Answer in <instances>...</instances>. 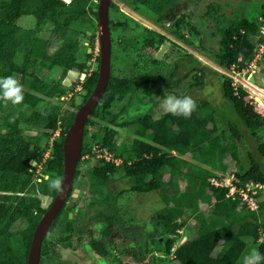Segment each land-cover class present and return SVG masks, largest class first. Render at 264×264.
<instances>
[{
    "label": "trees",
    "instance_id": "1",
    "mask_svg": "<svg viewBox=\"0 0 264 264\" xmlns=\"http://www.w3.org/2000/svg\"><path fill=\"white\" fill-rule=\"evenodd\" d=\"M173 2L174 0L161 1L156 8L158 14L166 11L165 8ZM4 6L0 9V78L13 76L22 86L27 84V87H23L24 101L22 104L26 103L31 107L32 123H36L35 126H42L38 122L42 119L41 123L49 129L55 130L59 126L62 127L61 139L54 143L51 157L43 170L51 179L59 177L62 180L64 173L63 140L75 112H66L62 116L58 113L45 116L38 111L37 106L43 100L47 98L60 100L66 87L63 84H54L38 78L34 71L30 72V70L35 64L48 70L57 67L62 69L64 79L70 70L90 69L89 60L92 54L88 53L84 62L78 61L76 55L79 39H72L69 34H64L63 30L79 18L87 19L92 23L93 18L89 19L86 16L91 13L97 18V3L93 0H72L69 3L62 0H11ZM122 15L125 17L123 13ZM25 16L35 19L38 30L49 23L54 25V30H52L57 33L54 34L57 37L55 50L51 52L48 50L49 39L25 37L20 34L18 22ZM109 17L110 28L113 26L126 27L125 21L116 22L110 15ZM222 23L223 26L219 30L221 34L219 48L215 57L217 64L228 68L241 58V65H245L254 54V37L259 33L258 21H252L243 16L230 20L226 24ZM159 39L163 41L165 38L159 35ZM153 44L152 40L148 42L149 46ZM18 54L24 55L25 60L22 65L15 61ZM98 61L100 64V56H98ZM98 71L99 66L97 70L90 72L82 80L83 100L78 107L94 90L98 81ZM219 75L222 78L224 97L231 103L232 113L237 115L236 121L229 118L230 130L234 138L238 141L244 140L239 125L243 124L249 130V134L258 140L259 158L250 152L251 165L249 168H244L238 155L237 145L230 142L225 143L219 134L211 104L204 100H195L197 110L193 112L190 119L173 116L166 112L157 118L150 113H145L129 122L120 124L114 122L113 127L135 126L134 132L137 138L132 141L131 146L126 142L116 145V129L111 127L103 130L100 147L108 149L113 158L119 159L120 163L116 164L114 161L101 158L89 170V175L94 181L96 180V184V182L110 181L115 177L118 167L122 166L124 174L121 178L127 182L129 190L139 193L156 191L167 204L172 201L173 206H168L156 213L153 224L155 234H159L162 228L166 233L174 235L181 227H184L188 218L191 216L194 218L195 229L190 233V238L175 250V257L171 262L174 264H238L243 253L248 250L247 238L258 243L257 250L264 254V222L260 221V218L264 216V201H260V198L264 196V190H258L256 195L258 209L253 212L243 205L240 198L234 200L226 196L229 188L215 187L210 182V179L216 176L213 173L214 169L220 172L228 171L225 156L229 154L238 163V170L233 179L237 187L245 188L250 182L264 186V141L261 142L257 134L258 129L264 128L262 118L259 111L247 104L245 92H242L240 96H235L229 78L221 73ZM138 85L137 80L115 78L111 73L104 95L85 123L81 159L92 154L91 147L85 142L86 127L91 117L101 105L108 108L113 101H122L126 96L134 93ZM197 85L201 86V82ZM10 106V102L5 106L0 101V118L2 112ZM13 116L11 112L2 116V121L0 120V251L5 253L7 250L5 241L11 236L9 227L18 219L23 222L21 240L26 247L24 259L17 257L14 253L13 257L7 261L3 255L0 258V264L27 263L30 243L40 220L37 213L42 214L46 211V208L41 206L40 196L21 197L17 199L15 206L12 203L15 189L20 185L21 189H25L29 185L31 180L29 176L32 170L37 168L42 156L38 148H33V145L21 136V130L12 123ZM186 157H192L195 161L198 157L203 158V165L196 167L189 177V181L195 188L191 189L193 185L190 186L189 182L182 192H175L168 196L164 178L168 174V185L177 186L178 178L187 166ZM32 161L37 162V165H33ZM78 174L77 169L75 179ZM48 184L49 181L43 178L35 187L39 195L54 198L58 191L49 190ZM128 189H121L119 194ZM203 203L211 204L213 207L210 214L202 210ZM186 210L189 211L187 214H185ZM110 215L114 218L116 213ZM179 216H183L185 220L176 222ZM238 224V230L234 232ZM231 238L234 241H231L232 244L230 243L228 249L214 256V252L221 246L222 241ZM174 241V238L166 236L161 242L166 254H172Z\"/></svg>",
    "mask_w": 264,
    "mask_h": 264
},
{
    "label": "rangeland",
    "instance_id": "2",
    "mask_svg": "<svg viewBox=\"0 0 264 264\" xmlns=\"http://www.w3.org/2000/svg\"><path fill=\"white\" fill-rule=\"evenodd\" d=\"M161 1L165 0H114L115 5L112 10L111 18L116 22L120 20H122V22L125 21V24L127 27L129 26V28L128 32H124L125 30H122L123 28L121 26L120 28L119 26L114 27L115 32L111 36L112 74L115 78H129L137 80L139 85L134 93L126 96V98L122 101L115 100L108 108L101 105L96 111L95 115L91 117L90 122L86 127L87 135L85 142L91 147L92 154H88L83 157L78 166V186H81L86 190L89 189L90 185L89 170L91 166L97 162L98 159L104 158L106 154H110L108 149L105 150L100 147L102 131L113 127L112 124L114 122L116 124L126 121L129 122L145 113H150L154 118L161 116L162 114L166 113L162 108V100L167 95H175L179 97L190 96L193 100H204L209 102L211 104L212 110L215 113L219 134L224 139L225 143L230 142L237 145L238 155L244 168L247 169L251 165L250 152L256 158H259V153L257 151L258 140L249 134V130H247L245 125L239 124L244 135L243 141H238L235 139L230 130L229 118L236 121L237 115L232 113L231 103L224 97L222 90V78L219 73H217V70L220 68L215 57L218 52L220 43L219 38L221 37V34H218V32L216 34H210V37L212 38H209V34L207 33L203 34L205 40V45H203V48L205 49L206 58L204 61L201 60L202 63H200V61H197L196 56H192L190 54L191 49H193L191 45L193 44L191 43L188 46L187 44L183 43V41H178L179 39L176 38L180 35L192 37V34H178V29H174L173 26H165V24H162V22L157 26H153V24L151 25L148 11L150 9L149 6L153 7L151 5L153 4L156 5L154 8H157ZM176 1L177 0H175V2ZM10 2L11 0H0V9L5 7L4 5L9 4ZM203 2L204 4L202 6H204L203 8L205 10L208 1H200V3ZM182 3L183 2L180 1V4ZM263 7L264 0H249L246 7H241V13L244 11L245 16L248 19L252 21H259V18L264 13ZM218 8L220 9V7ZM230 8H233L231 9L233 12L231 17H223L222 19L215 17L217 20L215 21V24L212 25V22L210 23V25L213 27L217 22L219 23L215 31L220 30V27L223 26L222 22L226 24L228 21L235 20L240 16L241 13H239V8ZM140 9L145 11L147 17L146 20H142L140 18ZM122 11L126 14H129V16L135 20L137 19L141 21L142 24L150 25L154 29H161L164 32L162 35H164L166 39L163 42H159L158 34H150L146 30L140 28L138 25H135V23L129 22L126 17L122 15ZM155 13L156 12H153L152 15H163L162 13ZM178 16L180 18L176 20L179 22L182 21L183 15L180 14ZM80 19L81 20L79 22L72 23L71 27L72 29L79 30V34L69 35L72 39H79V46L76 55L78 61L84 62L86 60L87 54H92V58L89 60L90 69H85L83 71L75 70L79 75L75 80L70 81L69 84H65V78H62V69L60 68L56 67L52 70H48L39 64H35V66L30 70V72L34 71L35 76L38 78L54 84H63L66 87L65 93L62 94L60 100L57 98H47L37 106V110L45 116L51 115L53 113H58L62 116L66 114V112H76L79 109L78 105L83 100L82 79L89 75L90 72L97 70L99 66V28H97L95 24L90 26L88 24H83V18ZM18 25L20 27V34L22 36H33V38L41 37L49 39L48 50L50 52L57 48V45L55 44L57 37L54 35V33H51L52 24L49 23L38 30L36 28L35 19L32 17H26L21 19L18 22ZM86 29L92 31L94 34H90V36L86 38L84 34ZM22 38L24 39V37ZM150 40L154 42L153 46L148 45ZM180 44L182 46L185 44L187 47L184 48ZM194 52L196 53L195 50ZM199 52L204 55L203 50H199ZM24 60L23 54H18L15 59L19 65H22ZM199 77L202 78V81L198 79ZM28 80H30V78H28ZM198 82H201V86L197 85ZM23 87H27V84L23 85ZM10 105L11 106L9 109L2 112L0 120L2 121V116L12 112V114H14L12 117V123L21 130V136L28 143L32 144L33 148H38V151L42 153L38 165L37 162L32 161V164L37 165V168L32 170V173L29 176L31 179L29 185L25 189H21V185L15 189L12 203L15 206L17 199L21 197L35 198L40 196L42 201L41 206L46 207L50 204L52 197L39 195L35 186L38 182H41L43 178L48 181L51 179L49 175L43 172V170L45 164L51 157L54 143L59 142L61 139L63 129L61 126L57 127L55 130L49 129L44 126L43 123H41L42 119L38 121L42 126H35L36 123H32L33 112L28 104L24 103L20 105H12L10 103ZM16 122L18 123L16 124ZM113 128H115L117 131V136L115 138L116 145L126 142L129 146H131L132 141L137 138V135L134 132L135 126H130L129 128L114 126ZM257 134L260 137V141L263 142L264 128L258 129ZM185 160L187 166L184 170V173L178 178L177 186L171 187L168 185V174L164 178L166 184L165 190L168 196H171L175 192H182L186 186H188L190 182L189 177L195 168L203 165V158L201 157H198L196 161L193 160L192 157H186ZM225 161L226 164H228V171L223 172L222 177L227 178L228 182H232L235 178L234 174L238 170V163L229 154L225 156ZM219 172L220 170L214 169L213 173L216 175L214 177L218 178L220 176ZM123 174V167H118L112 183L108 184L106 189L113 193L116 191L118 192L121 189H128L129 185L121 178ZM227 181H223V183H227ZM192 185L193 183L190 182V186ZM194 188L195 187L193 185L191 189ZM91 190H95V188L91 187ZM109 197L110 196L107 197V200ZM263 197L260 198V201H264ZM173 204L174 203L172 201L167 204L156 191L149 193H139L129 189L125 190L119 199L118 209L121 212L120 215L122 216V219L124 220L123 223L128 224L130 228H133L131 230L132 233L130 231H125V236H127V238L129 237V239H131V236H133L136 238V240H130L127 242L123 241L124 244L120 242L119 246L117 247L111 245L108 252L116 256L119 263L125 262V264H130L131 254L129 253H133L134 249H139V251L135 253L137 255H142L143 258L147 259V261L153 264H174L171 262L175 257V250L190 238V233L195 229V223L193 221L194 218L191 216L192 218H188L186 224L184 227L180 228L178 233L174 235L168 234L162 228H160V233L155 234L153 231V224L155 221L154 219L156 218V213L168 206H173ZM101 206L102 204L98 203L93 208H95V210H99ZM245 206L247 207V205ZM102 207L103 209H106V206ZM201 208L207 214H210L211 210L213 209L211 204L207 203H203ZM188 212L189 211L186 210L185 214ZM253 212L256 211L253 210ZM38 215L39 214H37V216ZM183 220H185V218L183 216H179L175 221L181 222ZM260 221L264 222V216L260 218ZM22 225V220L18 219L9 227V231L11 233L10 246L13 248L14 253H20L21 251V246L23 244L21 240V231L23 229ZM91 225L93 227H98V225L94 223ZM238 227L239 224L235 226L234 232L238 230ZM99 233L101 234L102 232ZM94 236L101 237L95 230L92 235L93 239ZM166 236L174 238L175 240L171 255L166 254L164 251V245L161 243L164 241ZM101 238L103 239V236ZM108 240L109 239L106 238L104 241L107 242ZM246 240L248 244V250L243 253L238 264H242L243 256L248 254L252 249L257 250L258 243H255L253 239L250 238H247ZM231 241H234L233 238L230 240H223L221 246L216 249L213 255L216 256L217 254L223 253L225 250H227L232 244ZM89 248H91L90 245ZM116 253L118 254L116 255ZM146 253L148 254L147 257L144 256ZM45 264H53V262H46Z\"/></svg>",
    "mask_w": 264,
    "mask_h": 264
},
{
    "label": "flooded vegetation",
    "instance_id": "3",
    "mask_svg": "<svg viewBox=\"0 0 264 264\" xmlns=\"http://www.w3.org/2000/svg\"><path fill=\"white\" fill-rule=\"evenodd\" d=\"M62 1H64L65 3H69L72 0L69 2H67L66 0H62ZM180 1H182L183 3L180 4ZM197 1L198 0H185V1L177 0L175 2L174 0L172 5L170 4V6L166 8V11H164L163 13L161 12L163 14L161 16H158L156 14L158 13L156 8L149 6L150 9L148 11H149V20L151 22V25L153 24V26L154 25L157 26L158 24H161L162 22V24H165V26L171 27L172 26L171 22H168V20H172V18L178 19L179 17L178 15L180 14L182 15L183 9L185 8V6H187L189 2L195 3ZM93 2L97 3L96 9H97V14H98L99 0H93ZM112 4L115 5L114 0H112L111 5H110V10H109L110 16L112 15V10L114 8ZM139 11H140L139 12L140 18L142 20H146L147 17H146L145 11L141 9ZM153 12H156L155 16L152 15ZM122 13L125 15L126 19L129 22L135 23V25H138L140 28H142L143 30H146L148 33L158 34V36L164 34V32L161 29L160 30L157 28L154 29L150 25L142 24L141 21L137 19L135 20L134 18L130 17L129 14H126L123 11ZM26 17L28 16H25V18ZM88 17L89 19L93 18V22L90 23L89 21H87V19H83V24H88L89 26L95 24V26L99 28L98 15H97V18H95L91 13H89L87 14L86 18ZM176 19L174 20L176 21ZM80 20H81L80 18L76 19L75 21H73V23L79 22ZM109 20H110V17H109ZM174 24H173V27L174 29L177 30V27H180L179 23L177 25L175 24V26ZM53 27L54 25H52L51 27V33L57 34L53 32L54 30ZM71 27H72V23L69 24V26L65 27L63 30L64 34H79V30L72 29ZM109 28H110V25H109ZM122 28H123L122 30H125L124 32H128L129 26L127 27L126 25V27H122ZM114 32H115V28L113 26L112 28H110V34H113ZM84 34H94V33L86 29ZM98 34H100V28L98 29ZM88 36L89 35H87L86 38H88ZM176 38L179 39L178 41L181 40L183 41V43L187 44L188 46L191 43L193 44L191 45L193 49L190 52L192 56H194V53H195L194 50L199 54L200 53L199 50L203 49V39H204L203 34H200V35L192 34V37L180 35ZM163 41L159 39V42H163ZM185 44L183 46L181 44L180 45L186 48L187 46ZM196 59L197 61H199L198 57H196ZM111 73H112V68H111ZM256 77L264 78V73H262L259 70ZM78 179H79V175H77L76 179L74 177V181L70 189V194L65 200V203L62 209L60 210L58 215L55 217L53 222L51 223L49 227V231L43 239L39 264H45L46 262H53V264H125V262L119 263L118 258L108 252L109 247L111 245L117 247L119 246L120 242L124 244L123 241L127 242L130 240L131 241L136 240V238H134L133 236H131V239H129V237L127 238V236H125V233H124L125 231L131 232L133 228H130L128 224L123 223L124 220L122 219V216L120 215L121 212L118 209L119 199L123 193L119 194V191L118 192L116 191L115 193H113L106 189L107 185L112 183L114 178L104 183L96 182L95 184L96 180L94 181L93 177L90 176V179H89L90 185H89L88 190L82 188L81 186H78V183H79ZM91 187H94L95 190H91ZM74 189H79V192L76 193L75 196H74ZM108 196L110 197L107 200ZM55 197L52 198L48 206L44 207L46 208V211L53 203ZM98 203H101L102 206H106V209L105 208L103 209V207L101 206L99 210H95V208L93 207H95ZM111 213H116V216L112 218L110 215ZM43 214L44 213L39 214L40 218L42 217ZM92 223L98 225V227H93L91 225ZM94 230L97 231L98 235H100L101 237L103 236V239L99 236L98 237L94 236V239H93L92 235L94 233ZM99 232H102L101 233L102 235ZM106 238L109 239L107 242L104 241L106 240ZM10 240H11V236L5 241V244L7 247V250L5 251V253H1L0 251V256L4 255L5 260L7 261L10 260L14 254V250L10 246L11 245ZM22 243L23 244L21 246L20 253L18 254L17 252H15V255L17 257L18 256L21 257V259L22 258L24 259L26 246L23 241ZM89 245L91 246V248H89ZM30 246H31V243H30ZM29 251H30V247H29ZM133 251H134L133 253H129L131 254L130 264H153L147 261V259L143 258L142 255L136 254L139 251V249H136V250L134 249ZM117 254L118 253H116V255ZM144 256L147 257L148 254L146 253L144 254ZM28 257H29V252L27 255L26 264H28Z\"/></svg>",
    "mask_w": 264,
    "mask_h": 264
},
{
    "label": "water",
    "instance_id": "4",
    "mask_svg": "<svg viewBox=\"0 0 264 264\" xmlns=\"http://www.w3.org/2000/svg\"><path fill=\"white\" fill-rule=\"evenodd\" d=\"M66 1L69 2L71 0ZM111 2L112 0H99L98 23L100 28V66L98 71V81L90 96L75 112L73 121L65 134L63 140L64 173L62 176V191L57 192L53 203L42 215L35 228L29 251L28 264H39L43 239L48 233L51 223L62 209L65 200L70 194L75 173L82 156L85 123L90 117L92 111L99 104L108 86L112 66V37L109 28V10ZM87 35L90 36V34ZM260 71L264 73V63L260 68ZM78 75V72L75 70L69 71L65 78V84H69L70 81L75 80ZM253 80L258 81L264 86V78L255 77ZM78 192L79 189H74V196Z\"/></svg>",
    "mask_w": 264,
    "mask_h": 264
},
{
    "label": "built area",
    "instance_id": "5",
    "mask_svg": "<svg viewBox=\"0 0 264 264\" xmlns=\"http://www.w3.org/2000/svg\"><path fill=\"white\" fill-rule=\"evenodd\" d=\"M259 33L255 38V50L252 58L245 64L241 65L242 59L232 64L228 68L220 67L217 71L225 75L231 81V86L235 96H240L245 92V100L248 105L259 111L264 126V86L258 81L253 80L264 63V15H261L258 21ZM109 153V152H107ZM107 161L119 163V159L113 158V155L106 154L104 157ZM219 177H212L210 182L215 187H228L229 191L226 196L234 200L240 198L243 205H247L249 210L257 211V193L263 190L264 186L260 183L250 182L246 187L239 188L233 181L228 182L227 178L222 177L223 172H219ZM227 181V183H223Z\"/></svg>",
    "mask_w": 264,
    "mask_h": 264
},
{
    "label": "crops",
    "instance_id": "6",
    "mask_svg": "<svg viewBox=\"0 0 264 264\" xmlns=\"http://www.w3.org/2000/svg\"><path fill=\"white\" fill-rule=\"evenodd\" d=\"M200 1L201 0H198L195 3L189 2L187 6H185V8L182 11V15H183L182 21L180 22L178 20L175 21L174 19L176 18H172V20H168V22H171L172 26L174 23L176 25L179 23L180 27H177V29H178V32L179 31L180 32L178 34H185V33L186 34H206L207 33L209 34L208 37L212 38L210 37V34H216L217 32L218 34H220V31H215L219 23L217 22L214 27L212 26L215 24V21H217L215 17H219L220 19H222L223 17H231L233 13L231 9L233 8H230V7L239 8L240 9L239 13H241V7L242 6L246 7L247 3L249 2V0H204V1H208L207 7L204 10L203 8L204 6H202L204 2L200 3ZM210 7L212 9H210ZM218 7H220V9ZM263 11H264V7H263ZM243 16H245L244 11L240 14L239 17H243ZM211 22H212V25H210ZM188 27L191 29H189ZM204 42L205 40L203 39V45H205ZM202 50H203L204 55L201 53L198 54L197 52L194 53V56L198 57L200 63H202V61H204L206 58L205 49L203 48Z\"/></svg>",
    "mask_w": 264,
    "mask_h": 264
},
{
    "label": "clouds",
    "instance_id": "7",
    "mask_svg": "<svg viewBox=\"0 0 264 264\" xmlns=\"http://www.w3.org/2000/svg\"><path fill=\"white\" fill-rule=\"evenodd\" d=\"M0 101L5 106L9 102L12 105H20L23 103V86L13 76L0 78ZM162 108L165 112L173 116L190 119L193 112L197 110V103L190 96L179 97L167 95L162 100ZM48 187L49 190L62 191L61 178L49 179ZM242 264H264V254H261L256 249H252L248 254L243 256Z\"/></svg>",
    "mask_w": 264,
    "mask_h": 264
}]
</instances>
